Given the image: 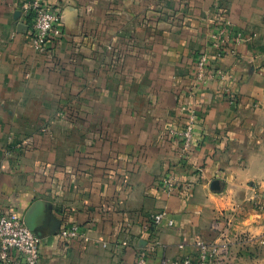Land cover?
Segmentation results:
<instances>
[{"label":"crops","instance_id":"1","mask_svg":"<svg viewBox=\"0 0 264 264\" xmlns=\"http://www.w3.org/2000/svg\"><path fill=\"white\" fill-rule=\"evenodd\" d=\"M20 1L0 0V213L40 237V264H136L153 239L145 264L201 246L264 264V0H46L63 34L44 53ZM223 21L242 38L214 60ZM189 111L183 159L169 130ZM161 212L172 224L146 230ZM66 224L88 240L64 244Z\"/></svg>","mask_w":264,"mask_h":264},{"label":"built area","instance_id":"2","mask_svg":"<svg viewBox=\"0 0 264 264\" xmlns=\"http://www.w3.org/2000/svg\"><path fill=\"white\" fill-rule=\"evenodd\" d=\"M19 16L24 32L27 33L33 49L38 53L46 52L48 44L58 41L62 37L61 17L46 0H21ZM229 28V21H223L211 36V43L216 49L214 60L220 59L227 52L229 53L230 44L238 42L242 38L241 33H237L231 38L232 34ZM207 71V58L202 55L196 64L197 78L205 77ZM215 75L224 78V74L219 69H215ZM227 97L230 102L235 100L231 93ZM194 121L195 115L189 111L188 121L183 128L169 130V134L180 140V155L183 159L188 157L193 145ZM161 187L163 191H172L175 188L174 178L171 175L165 177ZM165 221L168 225L172 224L165 212L155 214L151 216L145 229L156 228ZM57 236L64 244L71 240H88L75 224L64 225ZM156 246L157 242L153 239L151 244L139 253L136 264H145L147 256L156 249ZM40 247V237L28 227L24 217L17 213H0V264H40ZM218 252L219 250L216 248L201 246L200 253L196 258L184 256L174 260L171 264H210Z\"/></svg>","mask_w":264,"mask_h":264},{"label":"water","instance_id":"3","mask_svg":"<svg viewBox=\"0 0 264 264\" xmlns=\"http://www.w3.org/2000/svg\"><path fill=\"white\" fill-rule=\"evenodd\" d=\"M18 15H19V13H18ZM19 29L20 30L24 29L23 25L20 24L19 25ZM217 185H218V182H214L213 185L211 186V189L214 190V191L218 190Z\"/></svg>","mask_w":264,"mask_h":264},{"label":"trees","instance_id":"4","mask_svg":"<svg viewBox=\"0 0 264 264\" xmlns=\"http://www.w3.org/2000/svg\"><path fill=\"white\" fill-rule=\"evenodd\" d=\"M151 229H154L153 227H151Z\"/></svg>","mask_w":264,"mask_h":264}]
</instances>
